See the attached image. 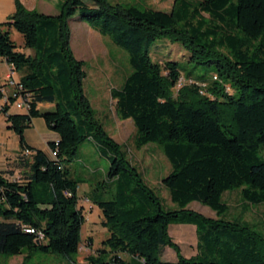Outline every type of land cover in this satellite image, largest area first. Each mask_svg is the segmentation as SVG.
I'll list each match as a JSON object with an SVG mask.
<instances>
[{
  "label": "trees",
  "instance_id": "1",
  "mask_svg": "<svg viewBox=\"0 0 264 264\" xmlns=\"http://www.w3.org/2000/svg\"><path fill=\"white\" fill-rule=\"evenodd\" d=\"M74 18L128 54L132 73L111 92L117 116L133 121L137 150L162 148L172 166L162 183L175 208L163 204L97 119L85 93L84 63L71 48ZM12 31L32 55L18 50ZM160 39L181 45L192 68L213 69L212 78L189 71L184 83L179 62L154 61ZM4 61L21 75L8 94V84L0 85V99L20 139L24 171L19 180L0 171V256H22V264H35L37 253L78 256L87 216L79 206L81 182L69 166L88 143L109 161L104 184L112 197L92 193L90 199L109 237L75 264H174L162 260L166 247L176 252V264H264V233L228 219L224 201L239 191L246 205L264 206V0H179L169 13L109 0H62L57 16L28 11L17 0L15 13L0 23V65ZM20 99L28 109L10 114ZM41 104L53 108L41 110ZM38 118L59 136L49 153L26 142ZM194 202L217 218L188 209ZM171 225L196 227L194 257L182 255Z\"/></svg>",
  "mask_w": 264,
  "mask_h": 264
},
{
  "label": "rangeland",
  "instance_id": "2",
  "mask_svg": "<svg viewBox=\"0 0 264 264\" xmlns=\"http://www.w3.org/2000/svg\"><path fill=\"white\" fill-rule=\"evenodd\" d=\"M19 1V0H18ZM43 8L28 11H43L48 16L59 14V5L62 0H45ZM113 4H130L141 8L153 9L156 11L171 12L179 0H109ZM193 3L202 0H188ZM58 5V6H57ZM43 14V13H42ZM208 18L207 15H205ZM71 27V48L74 57L84 63L86 79L84 81L85 93L96 112L97 119L103 124L109 135L120 145L124 146L129 158L142 173L146 183L158 194L163 204L167 208H175L171 202L169 191L163 186L162 180L172 172V166L165 156L162 148L158 145L150 144L141 150L135 146L136 128L132 120L121 121L116 112V100L112 98L113 89H120L127 77L132 73L128 54L113 44L107 38L93 31L85 22L78 18L72 19ZM13 40L19 45L23 40L19 33H14ZM153 59L161 64L168 60L179 62L184 69L182 74L183 82L188 83L185 77L187 72H192L195 78L206 76L209 80L214 74L213 69L196 67L195 69L187 63L188 52L179 44H173L166 39L158 40L152 48ZM216 80V78H214ZM7 82V81H6ZM13 88L10 87V90ZM178 87L174 89L177 95ZM228 91L231 89L227 88ZM8 93V92H7ZM19 111V110H17ZM264 158V153H263ZM72 178L81 182L78 198L79 206L82 207L87 216L86 223L82 228L81 251L78 256L72 255V259L64 255H46L37 253L31 259L35 264H75L84 262L87 257L95 255L100 250L109 237L108 231L102 226L103 218L94 215L92 203V193H102L105 200L112 197L110 184H104L106 173L109 168V161L100 157L92 145L84 144L79 152V157L69 166ZM107 193L104 194V188ZM99 190L96 192L95 190ZM224 201L230 207L228 219H241L256 230L264 233V206L251 207L246 205L241 197V192L234 191L225 194ZM188 209L204 215L205 217L216 219V213L209 207L194 202ZM101 214V213H100ZM102 215V214H101ZM173 241L180 247L181 253L186 258L194 257L197 254V235L191 225H171L169 229ZM124 257V256H123ZM22 256L9 258L0 256V264H16ZM162 260L176 264V252L166 247L163 251Z\"/></svg>",
  "mask_w": 264,
  "mask_h": 264
},
{
  "label": "crops",
  "instance_id": "3",
  "mask_svg": "<svg viewBox=\"0 0 264 264\" xmlns=\"http://www.w3.org/2000/svg\"><path fill=\"white\" fill-rule=\"evenodd\" d=\"M16 1L17 0H0V23L6 22L16 10ZM27 9L29 10H38L39 8H43L44 4H46L45 0H19ZM58 6V5H57ZM41 13L45 14L43 11ZM15 31H12V39L14 37ZM17 44V42L14 40ZM18 50L25 53L26 55H32L33 51L29 49H25L24 40H20ZM11 68L7 64V62H3L0 65V85L7 84V78L11 74ZM13 77L18 81L21 78L19 73L13 72ZM6 92H10V87H6ZM117 103V101H116ZM4 102L0 99V171L6 174L7 178L12 180H19L23 174L24 169L22 168V162L20 160V156L22 153L20 146V139L18 135L10 129L9 124L7 122V117L3 113ZM53 108L51 104H41L39 105V109L41 110H50ZM10 114H19L23 113L22 111H17L16 107H12L10 109ZM25 138L27 144L35 149L42 150L46 153H49V144L51 142H55L59 140V136L50 131L46 123L43 119L38 118L33 121L31 128L26 130ZM93 147V145H92ZM94 148V147H93ZM93 213L94 215H99L101 218V211L94 205ZM101 213V214H100ZM193 230H196L195 226H192ZM18 257V256H17ZM15 258V257H13ZM23 258L16 264H22ZM78 263H83L78 261Z\"/></svg>",
  "mask_w": 264,
  "mask_h": 264
},
{
  "label": "built area",
  "instance_id": "4",
  "mask_svg": "<svg viewBox=\"0 0 264 264\" xmlns=\"http://www.w3.org/2000/svg\"><path fill=\"white\" fill-rule=\"evenodd\" d=\"M10 68H11V74L8 76V78H7V84H8V86L9 87H12V88H14L15 87V78L13 77V71H12V67L10 66ZM182 85L180 84L179 85V87H181ZM4 93H6V91H3ZM6 94H8V93H6ZM6 100H4V102H5ZM14 107H16V109L17 110H19V111H22V112H24L25 110H27L28 109V106L24 103V101L23 100H18V102L17 103H15V105H14ZM27 156H29V155H31V152H29V151H26V153H25ZM52 156L53 157H56L57 155H56V153H52ZM28 232L29 233H34V231L33 230H28Z\"/></svg>",
  "mask_w": 264,
  "mask_h": 264
}]
</instances>
